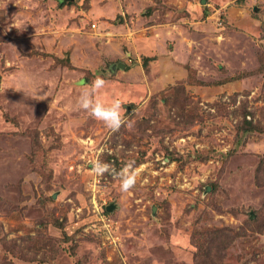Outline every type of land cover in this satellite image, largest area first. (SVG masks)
<instances>
[{"label":"rangeland","instance_id":"1","mask_svg":"<svg viewBox=\"0 0 264 264\" xmlns=\"http://www.w3.org/2000/svg\"><path fill=\"white\" fill-rule=\"evenodd\" d=\"M97 76L116 132L76 104ZM97 158L134 161L131 194ZM252 217L264 0H0V264H200L211 228L215 264H264Z\"/></svg>","mask_w":264,"mask_h":264},{"label":"clouds","instance_id":"2","mask_svg":"<svg viewBox=\"0 0 264 264\" xmlns=\"http://www.w3.org/2000/svg\"><path fill=\"white\" fill-rule=\"evenodd\" d=\"M106 81L97 76L90 85H85L89 91L83 92L76 104L80 110L88 113L92 118L102 122L109 130L116 132L125 124L126 109L119 99H113L110 104H103L98 99V94L106 86ZM94 175L101 177L109 174L120 181L119 187L122 193L131 194L136 186L138 172L134 161H130L119 171L105 161L97 158L91 167Z\"/></svg>","mask_w":264,"mask_h":264},{"label":"trees","instance_id":"3","mask_svg":"<svg viewBox=\"0 0 264 264\" xmlns=\"http://www.w3.org/2000/svg\"><path fill=\"white\" fill-rule=\"evenodd\" d=\"M251 220L254 219L250 218V220L247 222L254 224L255 229L258 232H260V234H264V227L261 225L257 226L258 223ZM223 231H224L223 229L216 230L211 228L209 231L205 229L200 232L201 234H198V237L200 238L198 244L196 245L195 243L196 248H200L201 254H203V256L206 257L205 263H200V264H215L214 259L212 257L213 256L212 248H216L215 246L217 247L221 246L220 252H223L224 250H228L231 247L233 238H231V236L227 234L229 233V231H226V233H224ZM192 241L195 242V234L192 235ZM216 241H218V243H216ZM197 255L199 257V254Z\"/></svg>","mask_w":264,"mask_h":264},{"label":"water","instance_id":"4","mask_svg":"<svg viewBox=\"0 0 264 264\" xmlns=\"http://www.w3.org/2000/svg\"><path fill=\"white\" fill-rule=\"evenodd\" d=\"M199 2L201 3V4H205L206 3V0H199ZM125 66H124V64H122V63H119L116 67H113V69H115V68H120V69H123ZM112 206H108L107 207V210L110 212L111 210H112ZM253 218V217H252Z\"/></svg>","mask_w":264,"mask_h":264}]
</instances>
